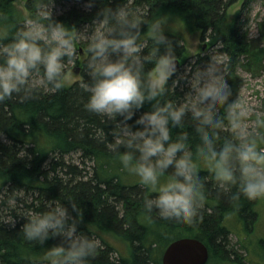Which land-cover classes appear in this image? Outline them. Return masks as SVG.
I'll use <instances>...</instances> for the list:
<instances>
[{"label":"trees","instance_id":"trees-1","mask_svg":"<svg viewBox=\"0 0 264 264\" xmlns=\"http://www.w3.org/2000/svg\"><path fill=\"white\" fill-rule=\"evenodd\" d=\"M16 1L0 0V33L7 31L8 39L25 18L34 15L39 2L28 0L29 15L25 16L17 9ZM81 1L88 3V0ZM238 1L94 0L88 10L72 9L53 18L70 31L75 28L79 31L84 26H93L102 7L114 8L123 3L144 18L174 17L188 31H200L203 39L209 34L208 38L213 40L220 31V50L226 58L222 67L232 89L230 99H237L243 82L238 70L252 76L264 72V17L256 39H251L245 29L247 16L244 15L258 0H244L232 21L223 26L227 10ZM146 32L145 24L141 29L142 38H146ZM165 34L173 43L176 59L182 61L186 52L184 40L171 32L165 31ZM86 45L76 43L79 52L81 48L86 51L83 78L87 75ZM147 51L145 47L143 52ZM75 61L79 65L77 58ZM150 67V63L146 64V69ZM182 83L175 76L170 78L161 103L181 100L185 93ZM80 84L81 81L69 87L63 84L53 90L47 84L41 87L34 82L27 93L22 91L0 101V189L6 187L0 210H8L6 216L0 215V264H48L46 248L59 243L60 238H50L43 245L26 241L21 225L30 210H43L51 199L68 205L70 210L69 202L81 207L83 219L78 230L99 242L90 264H161L164 249L182 237L196 238L207 246L210 254L207 264H264L250 239L241 236L251 233L258 221L257 207L264 203V196L251 201L241 197L238 204L231 202L199 161L196 163L201 167L206 199L196 222L192 225L163 222L155 211L151 213L154 220L149 221L144 200L155 192L124 169L117 154L108 147L109 142H114L111 128L115 122L84 107L88 93ZM152 103L146 102L132 119L151 110ZM219 114L223 115V109ZM195 127L186 120L183 129H172L173 139L189 138V152L193 155L200 146ZM218 131L221 142L232 137L229 129ZM75 155H78V164L72 159ZM13 218L15 226L11 225ZM232 234L238 236L239 247L232 242ZM110 238L119 239L124 248L118 249ZM256 246L263 251L264 238Z\"/></svg>","mask_w":264,"mask_h":264},{"label":"clouds","instance_id":"clouds-1","mask_svg":"<svg viewBox=\"0 0 264 264\" xmlns=\"http://www.w3.org/2000/svg\"><path fill=\"white\" fill-rule=\"evenodd\" d=\"M93 2L88 0L85 7L91 8ZM53 4L54 0H39L34 15L16 27L11 39L7 31L0 33V101L27 93L34 78L60 89L66 65L79 56L76 41L83 35L88 51L87 75L80 84L88 93L84 107L115 122L111 128L114 142L108 147L124 169L155 192L144 200L149 221L154 220L151 213L155 211L163 222H196L206 199L196 161L205 162L231 202L264 196V113L256 115L249 129L246 117L252 109L239 99H230L232 89L225 71H217L220 60L213 58L209 66L182 75L190 90L179 101L161 103L177 72L174 46L165 34V15L144 18L121 3L102 7L90 29L70 31L53 18ZM145 24L146 38H142ZM148 63L151 67L146 69ZM146 102H153L151 110L133 120ZM186 120L196 125L200 146L195 155L189 152L187 136H172V129H183ZM219 129H229L232 137L221 142ZM68 204L71 210L51 199L43 210H30L21 225L22 235L40 245L60 238L46 248L48 264H90L99 242L78 230L83 211L75 202ZM15 223L13 218L11 225Z\"/></svg>","mask_w":264,"mask_h":264},{"label":"rangeland","instance_id":"rangeland-1","mask_svg":"<svg viewBox=\"0 0 264 264\" xmlns=\"http://www.w3.org/2000/svg\"><path fill=\"white\" fill-rule=\"evenodd\" d=\"M244 0H239L236 4L232 5L227 10V18L226 22L223 25L224 27L228 25L232 19L234 18L235 13L241 8ZM28 0H17L15 2L17 9L22 12L25 16H28V10L26 8ZM85 3L81 0H54L53 4V16L62 15L68 10H76V11H82V10H88V8L85 7ZM244 16H247V24L245 26V29L248 30V35L251 39H256L259 36V24L263 20L264 17V0H258L255 3L252 4L251 9L249 13ZM170 16L165 15V18L167 20V23L165 24V31L171 32L177 35H180L182 39L184 40V43L186 45V52L184 55V59L180 61V68L177 70V72L174 74L176 79L182 80L184 83H182V89L186 91H189L187 85V80L181 79V76L184 75L185 77L190 75L192 71H194L197 67H207L209 66L211 60L213 58L220 60L222 63L220 65L221 68H218L217 71L221 72L223 71V64L226 61V58L223 56L221 52V40L219 35L222 33H216L215 38L213 40H210L208 38V35H206L205 39L202 38V34L200 31L190 32L188 31L184 25L181 24V22L178 19H175L174 17L169 18ZM177 21V22H176ZM92 26H84L81 28L82 31L85 28H91ZM223 27V28H224ZM77 44H85L87 43L85 37L83 35L80 36V38L76 41ZM79 52V50L77 49ZM208 58V59H205ZM79 61V65L76 64V61L73 63H68L66 65V77L64 80V85L66 87H69L73 85L76 82L81 81V78H83L82 71H83V65L82 63L87 60L86 51L81 48L79 52V56L77 57ZM198 63V61H200ZM238 74L242 78V86L240 88L239 94L237 96V99L241 101L245 106L250 107L252 109V112L246 119L249 121L248 127L251 129L253 125L251 124V121H253L256 118L257 114L264 113V72H261L258 76H252L245 71L239 69ZM34 82H36L39 86L45 87V83L41 82L39 78H34ZM73 161L78 164V155H75L72 157ZM203 167H207L205 162L199 161ZM139 181V178L136 179ZM161 181L162 180L161 178ZM1 179H0V187H1ZM6 187L3 189H0V205H1V198H3V193L5 191ZM8 211V210H7ZM7 211L0 210V215H7ZM258 212V221L255 223V226L252 228L251 233L245 236L244 233H242L241 236L246 237V239L251 241V243L254 245V248L259 252V254L262 256V263H264V250L259 251L256 244L257 242L264 238V203L261 202L257 207ZM241 227V226H240ZM234 227H231L232 231H235ZM232 242L235 243V247H239L238 245V236L236 234L231 235ZM112 243L118 247V249L124 248L123 243L117 239V238H110ZM251 245V244H250ZM256 246V247H255ZM253 249V247H252ZM245 253V252H244ZM255 256V254H254ZM251 257V256H250Z\"/></svg>","mask_w":264,"mask_h":264},{"label":"water","instance_id":"water-1","mask_svg":"<svg viewBox=\"0 0 264 264\" xmlns=\"http://www.w3.org/2000/svg\"><path fill=\"white\" fill-rule=\"evenodd\" d=\"M176 62L178 70L180 61ZM209 256V250L202 241L193 237H182L164 249L161 264H207Z\"/></svg>","mask_w":264,"mask_h":264},{"label":"bare ground","instance_id":"bare-ground-1","mask_svg":"<svg viewBox=\"0 0 264 264\" xmlns=\"http://www.w3.org/2000/svg\"><path fill=\"white\" fill-rule=\"evenodd\" d=\"M176 60H178V59H176Z\"/></svg>","mask_w":264,"mask_h":264}]
</instances>
